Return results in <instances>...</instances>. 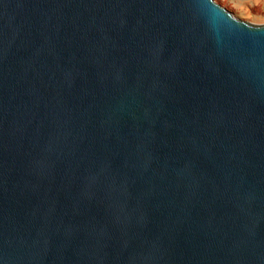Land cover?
<instances>
[{"label": "water", "instance_id": "obj_1", "mask_svg": "<svg viewBox=\"0 0 264 264\" xmlns=\"http://www.w3.org/2000/svg\"><path fill=\"white\" fill-rule=\"evenodd\" d=\"M0 264H264V25L0 0Z\"/></svg>", "mask_w": 264, "mask_h": 264}, {"label": "rangeland", "instance_id": "obj_2", "mask_svg": "<svg viewBox=\"0 0 264 264\" xmlns=\"http://www.w3.org/2000/svg\"><path fill=\"white\" fill-rule=\"evenodd\" d=\"M235 18L253 25H264V0H213Z\"/></svg>", "mask_w": 264, "mask_h": 264}]
</instances>
